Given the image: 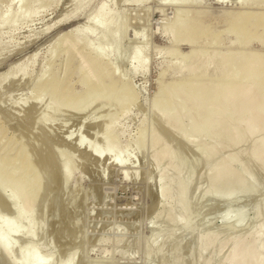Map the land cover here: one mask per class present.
Instances as JSON below:
<instances>
[{
  "label": "rangeland",
  "instance_id": "374dc122",
  "mask_svg": "<svg viewBox=\"0 0 264 264\" xmlns=\"http://www.w3.org/2000/svg\"><path fill=\"white\" fill-rule=\"evenodd\" d=\"M24 1H30L28 7L20 8L18 0H0V73L24 61L12 80H0V160L28 165L43 175L44 183L34 205L28 206L12 196V186L0 181V229L9 221L15 227L5 234L13 247L8 255L0 251V264H224L234 238L249 239L264 227V170L252 158L247 169L248 160H243L250 153L243 148L254 145L262 133L233 148L219 143L211 155L206 148L217 143L213 133L197 136L186 116L185 130L166 131L152 102L159 84L186 79L193 65L198 71L205 68L203 78L219 77L223 54L240 51L230 27L242 29L250 39L244 52H254L264 62V45L254 42L256 36L264 39L263 11L237 4L241 0ZM79 4L82 8L71 15ZM181 14H187L190 24L188 33L183 32L197 40L195 54L191 44L170 38ZM89 15H97L101 27L89 28L81 40L70 36L68 31ZM100 48L108 63L89 57ZM197 59L199 65L193 63ZM92 71L117 90L128 82L133 99L77 100L67 106L52 104L43 92L36 100L39 86L63 98L82 96L87 81L99 83ZM108 123L123 150L121 160L107 149L112 137L102 139ZM150 128L166 138L169 158L155 156ZM140 134L144 140L137 148ZM90 145L103 153L89 152ZM238 151L234 165L246 174L248 184L237 190H230L228 183L210 186L209 165ZM65 156L73 167L64 180L60 168ZM167 180L171 191L165 195L161 186ZM179 183L187 186L182 205L175 197ZM206 235L214 239L202 248ZM31 246L40 260L16 263L19 249Z\"/></svg>",
  "mask_w": 264,
  "mask_h": 264
},
{
  "label": "bare ground",
  "instance_id": "6f19581e",
  "mask_svg": "<svg viewBox=\"0 0 264 264\" xmlns=\"http://www.w3.org/2000/svg\"><path fill=\"white\" fill-rule=\"evenodd\" d=\"M18 1L21 4L20 8L28 7L29 5L28 3H30V1H24V2L23 0H18ZM187 1L191 2V0H187ZM216 1L223 4L227 0H216ZM237 4H240L244 7L251 8L257 11H263L262 14L264 15V1L250 2L249 0H241ZM82 6L83 5L80 4L77 5L76 9H74L71 15H74L76 11H78V9L80 10L82 8ZM103 9L104 7L103 5H101L98 9L99 13L103 14ZM96 16L97 15H95V17L91 15L87 16L84 22L74 25L68 31V34H70V36H73V38L75 37L76 40H81V34L88 32L89 28L101 27L98 24L99 21L96 18ZM186 16L187 14L178 15V19L175 22V28L172 30L173 38L172 36H170V38L173 42H177L180 40V41H186L187 43L191 44L190 51L191 53L195 54L196 46L194 45V43L197 40L192 38L189 34H186L188 33V29L190 26L188 17L186 19ZM240 26H246V25L241 24ZM253 26H259V25L255 24ZM105 28L106 27H104V30ZM229 30L231 33L236 35V40L239 42L237 47L238 50L240 51L233 52L231 54L229 53L227 55L223 54V56L220 55L222 57L220 58V61L218 63L219 73H220L219 77H217L216 79L203 78L205 74V68L201 71H198V69L194 67V65L192 64L193 67L191 66V70L188 73L189 77H187L186 79L172 83L170 82L168 85L159 84L158 93L154 98V101L152 102L153 103L152 109L153 111L155 110L154 112H157L158 118L161 117V121L165 123L166 131L179 127H183L185 130L186 128L184 124V118L186 116L188 119H190L191 129L192 131H194V133L197 134V136L198 135L200 136L206 132L213 133L214 135L213 137H215V142L217 141V143L216 144L208 143L210 146L208 145V147L206 148V152L210 153L211 155H214L217 152V150L219 149L217 148V145L219 143L222 144V147L223 146L226 147L225 143H229L230 145L234 144L231 145L233 148V146L235 147L236 144H238L239 146L242 145L244 142H251L249 141V138L251 137L257 138V136L254 135L258 133L259 134L262 133V136L256 139L254 145L248 146L249 147L248 149H250V147L253 146L252 152L246 148H243L245 151L250 152L249 154L251 155V157L248 156L249 155L248 154L246 157L248 158L250 157V160L247 159L246 157H244L246 159L243 158V160L245 161L248 160L247 165L246 163L245 164L242 163V161L240 164H243L244 166L246 165V168L250 169L248 168V165L249 162L252 161L251 160L252 158L255 160V162H258V164H260V166L262 167L261 169L263 171L264 170V62L261 59L259 60L256 53L251 51L244 52V50L249 49L248 44L250 39L244 37V31L242 29L230 27ZM183 31H185L186 33H184ZM113 38H117V34L116 36H113ZM255 41L264 45V39H262L261 36H256L254 42ZM103 49L104 48H100L98 50V53H96L94 56L89 55L91 60L102 64L108 63V62H104V60H102L101 58V56L104 55ZM135 55H137V51H134L133 57H135ZM29 58H33V55L30 56ZM198 58L201 57L199 56ZM198 60L199 59L195 60L193 63L197 62L199 65ZM202 60L200 59L201 62ZM20 65H24L23 60L17 61V63H15L12 67H9L5 71L1 72L0 80L2 81L8 79V77L9 78L12 77L13 79L14 78L13 75L15 74L14 70ZM92 72H93L92 78H94L95 76L98 78L96 71H92ZM21 73H22L21 75H25L24 71ZM97 80L99 82L98 84L96 82L89 83L87 81L84 94L76 99L60 97L58 95L59 93L53 90L52 88H49L47 86H43V87L39 86V88L36 89V100L42 96L43 92H46L50 95L49 97L51 98L52 104H57L59 102L61 103V105L66 104L67 106L76 103L77 100L82 102H91L96 99L101 100L102 98L112 99L115 96L118 97L117 98L118 100L119 98L121 100L122 97L123 100L125 98V101L126 98L130 100L133 99V90L128 86V82H123L122 87L119 90H117L114 86L105 85L101 83L100 78H98ZM106 101H104V103ZM110 101L112 102L113 99ZM115 101L117 100H114L113 102ZM48 103L49 101L47 102V104ZM45 117H43V120ZM154 129L153 132H152V128H150L149 131H151V144L153 147H155V149L157 148V151L155 150V156L165 159L169 158L171 156V149H169L170 145L168 146L169 143L164 141L166 138L162 137L164 136L162 133L160 135V133L159 132L157 133V131H155ZM104 131H105V135L104 137L102 136V139L106 138L108 140L109 137H112L113 139L112 144L109 145V147L107 148L108 151L112 153V156L117 158V160H121L120 156L123 150L119 149L116 143L115 140L116 136H114L113 127L111 126V123L107 124V127ZM142 135L143 134H140L137 140V144H138V147L136 146L137 148L141 147L142 142L144 140ZM193 136L195 135L193 134ZM247 139L248 141H246ZM79 141H82V139L80 138ZM166 143L168 144L165 145ZM89 148H90L89 152L94 151V153L95 152L103 153L102 151L98 150V148L95 147L94 145H90ZM53 150L54 149H52V152ZM227 150L230 149L227 148ZM236 150L235 152L237 153ZM231 153L233 152H230V154ZM246 153L247 152H245L244 154ZM230 154L228 153L229 157H231ZM239 155L240 152L239 154L236 155L232 154L231 158L229 157L226 158L222 156V158L217 159L215 163L209 165L211 167H209V170L207 172L208 173L207 178L208 180L210 179V183H209L210 186L212 185L219 186L221 185V183H228V188L230 190H237L238 188H242L248 184L249 180L245 176L246 174L244 175V173H242L240 170H237L234 165V163L237 164L236 162H234L235 161L234 157L236 156V159L239 160L238 159ZM242 156L244 155L242 154L241 157ZM65 157L66 158H64L63 162L61 163L62 168H60V173L63 174L64 177L65 174L68 173L69 167H73L70 166L71 163L73 165V161L72 162L70 161L69 156H65ZM17 161L18 160L15 159H11L10 161L0 160V181L4 186H8V187L12 186V188H14V192L12 193V196L16 198L21 197L26 205L32 206L35 203L36 195L39 193L40 188L43 186L44 182L41 181L42 180L41 177H43V175L40 176L35 171L28 169V165H20L19 163H17ZM253 161L251 162V165L252 163H254ZM48 164L49 163H47V165ZM65 179L66 177L64 178V180ZM186 183L187 182H185V184ZM178 186H179L178 188L176 187L177 188L176 193L174 191L173 195L175 193V197L178 200H180L179 204L182 205L184 203L182 199L183 198L185 199L186 196L184 190L187 186H184L185 187L184 188L182 185H180V183ZM161 189L163 191V194L165 195L168 194V192L171 191L170 181L169 180L164 181L162 183ZM168 215L170 218L171 215L170 214ZM14 228L15 227L13 225V222L9 221L6 223L5 228L0 229V251L4 255H8L10 253L11 248L13 247V242L9 238H6L5 234L12 232ZM248 231L250 232L249 229ZM213 239H214V235L203 236L202 237L203 247L202 246L201 247L202 248L206 246L208 247V245L212 243ZM231 243H232V249L228 254L226 258V262H224V264H264V227H262L260 231L258 232L256 231L254 234H252V236L249 239L239 236L234 238ZM199 249L202 250L201 248ZM19 250H20L18 254L19 257L15 258L16 263H18L17 261H19L20 259H25V258L33 262L40 260L38 252L34 246H31L26 250L21 248ZM166 264H169V262Z\"/></svg>",
  "mask_w": 264,
  "mask_h": 264
}]
</instances>
